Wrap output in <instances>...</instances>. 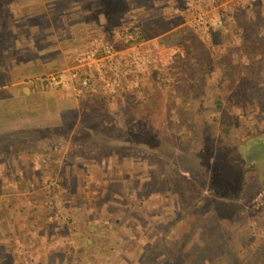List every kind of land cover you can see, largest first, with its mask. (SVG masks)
<instances>
[{"label":"trees","instance_id":"16d2710c","mask_svg":"<svg viewBox=\"0 0 264 264\" xmlns=\"http://www.w3.org/2000/svg\"><path fill=\"white\" fill-rule=\"evenodd\" d=\"M214 1L217 3L229 1V8L222 9L224 25L231 27L226 33L229 37L228 42L225 41V34L221 28H213L214 48L203 41L200 32L196 29L188 26L179 28L173 34H169L164 41L168 44L177 43L172 59L170 62L159 61L150 64L147 70V83L141 82L140 71L131 68L125 71L123 87L112 97L103 90L98 71L94 67L87 66L81 69L80 75L76 78L78 86L85 76H89L93 81L90 88H85L87 89L86 97L83 98L82 105L88 110L84 117L76 112V116L71 120L69 111L72 108L68 104L62 110L63 116L60 122L40 125L24 122L0 132V170H4L7 182L12 178L15 179L14 182L10 181L12 182L10 185L0 180V191L3 194L0 198V241L3 238L15 237L23 230L27 231L19 220V215L29 210L35 224L46 223L44 232L47 238L60 240V249L65 255V261H62V258H57L49 252L47 258L39 264H44L46 260L49 261L48 264L55 261L59 264H74V238L70 236L67 229L72 228V224L75 229L83 225L90 216L92 203L84 198L73 204L71 216L68 219L70 223L68 225L71 226L62 230L61 218L66 212L63 203L66 199H72V195L68 193V196L57 200L45 187H41L43 182L48 181L47 176L56 173V166H53L55 161L46 156L48 147L45 145V140L61 133L81 136L88 132V137L92 141H96L98 145L103 144L105 147L121 149L131 146L142 150L159 151L167 157L173 155L182 158L183 167L192 171L196 181L195 188L200 193L216 181L234 185V180L231 181V179L237 176L236 194L242 197L244 191L251 187L254 177L259 176L260 179L264 177V164L260 162L261 160L251 159L247 162L243 156L242 148L248 137L234 148H229L228 151L202 154L194 158L192 154L184 150L185 148L181 146L177 148L173 144L172 135L154 133L158 122L168 116L177 115L178 122L183 123L187 132H193L200 138L212 134L215 122L208 117L196 118L195 115L186 113V106L192 102L208 101L209 104L214 102L221 108L223 107L222 96L215 93L219 86L226 82H230L231 86L236 85L237 72L244 73L247 68L252 69V74L263 70L264 0ZM193 2L194 10L198 9L205 0ZM156 12L154 7H149V17L145 19L144 25L131 26L129 31L133 37L123 45L142 43L144 41L142 27L153 29L163 26L167 21L172 27L178 25V21H174L168 12ZM117 31V29L112 31V38L118 34ZM113 41L116 42L117 39ZM150 49L152 52L155 51L152 46ZM148 50V48L144 49V51ZM240 51L244 52L245 60L237 66L236 60ZM120 96H128V100L127 104L121 106V110L116 112L110 106L118 104ZM139 117L141 121L136 124L135 120ZM100 149L98 146L97 149L80 153L79 156L82 155L83 159H71L75 166L78 163L76 173L71 179L72 192L84 186L89 178L88 165L99 158ZM40 154L44 155L39 157ZM13 161L15 166L10 173L7 168L10 171L9 165ZM33 161L39 164V167L30 174L29 168L34 167ZM235 169L240 172L231 177ZM92 173L95 177H101L99 176L101 174L93 171ZM155 179L156 175L149 180L145 188L140 189L139 177L131 175L126 180V188L129 192L137 190L141 196H148L155 188ZM12 191L15 192L12 196L7 195ZM22 193H27L29 204L21 200ZM244 200L246 201V197ZM144 203L145 198H142L138 208ZM234 205L218 197L203 200L192 209L190 217L180 226L179 238L178 235L174 237L175 241L171 246L165 240L166 235L157 238L144 250L138 264H264V242L256 247L248 245L238 249L231 243L238 234L237 229L232 231L228 227L223 229L220 227L221 219L235 211ZM52 214L55 217L48 221ZM27 234V232L22 234L27 237V240L36 238L32 234L31 236ZM25 249H28V246ZM160 249H164L165 252L161 258H158L156 254ZM27 257L30 256L27 255ZM35 261V257H30L28 262L22 261V264H34Z\"/></svg>","mask_w":264,"mask_h":264},{"label":"rangeland","instance_id":"374dc122","mask_svg":"<svg viewBox=\"0 0 264 264\" xmlns=\"http://www.w3.org/2000/svg\"><path fill=\"white\" fill-rule=\"evenodd\" d=\"M8 1L0 0V5L3 6ZM33 1H48L49 8L51 4L57 2L58 7H63L61 10L54 11L48 9L50 17L41 20V24L46 22L57 29L61 28L62 31H69L68 28L78 25L83 34L95 36V39L109 38L113 40L112 31L117 29L118 34L114 38L123 41H121L123 48L128 47L123 44L133 37L129 30L131 26L138 24L139 17L143 12H148L149 7L156 8V13H159L160 8L164 7L172 11L171 8L174 5L181 7L189 15L186 20L183 16L185 13L183 14L180 10L179 14L176 13L174 19L172 18L174 21H178V24L187 22L180 28L188 26L196 29L200 32L203 41L211 48L215 47L212 43L213 28H221L225 34V41H229L226 33L231 27L226 25L227 31L224 27L216 26L213 23L215 18H222V9L229 8V1L217 3L214 0H205L198 9L194 10L193 1L200 2L201 0ZM52 8L55 9L56 6ZM201 14L208 20V30L195 24L191 25V21L196 20ZM129 15L131 17H128ZM62 16L65 17V20L62 19ZM166 28L169 29V27ZM130 34L132 37H128ZM89 43L91 44V41L85 42L82 46L85 44L89 46ZM158 47H155L156 51L149 52L150 63L170 62L176 48L171 50L168 46L167 51L163 50L162 53H159ZM161 54H164V57ZM244 60V52L240 51L236 65H240ZM251 70L247 68L244 73L237 72L236 85L231 86L230 82H226L215 91L216 94L219 93L222 96L223 107L219 108L214 102L209 104L208 101L203 102L204 104L192 102L186 106V113L195 115L196 118L208 117L215 122L212 134L200 138L193 132H187L183 123L178 122L177 115L168 116L158 122L154 133L172 135L173 144L177 148L180 146L185 148L184 150L192 154L194 158L202 154L228 151L229 148H234L248 137L242 148L245 160L250 162L251 159H260V162L264 164V67L257 74H252ZM147 81V73L142 74L141 82L147 83ZM66 97L64 107L68 104L71 105L72 109L69 111L71 120L76 116V112L84 117L88 110L86 106L82 105L84 102L82 100L86 97L85 91L80 93L77 90L76 93L69 89ZM127 100L128 96H120L119 103L110 107L116 112L120 111L121 106L127 104ZM140 121L139 117L135 123L138 124ZM88 136V132L81 136L61 133L45 140V145L48 147L46 156L55 161L53 166H56V173L47 176L48 181L43 182L41 187H45L50 195H54L57 200L68 196V193L72 195V199H66L63 203L66 212L61 218L62 230L71 226L68 225L70 224L68 219L71 216L73 204L84 198L92 203L90 216L80 228L75 229L71 223L73 227H69L68 231L64 230L74 238V264H101L102 262L105 264H138L143 257L144 250L157 238L166 235L165 240L171 246L175 241L174 237L178 235L179 238L178 230L190 217L192 209L203 200L212 197L224 198L235 204V211L221 219L220 227L222 229L228 227L232 231L237 229L238 234L231 242L236 248L241 249L248 245L256 247L259 243L264 242V177L253 178L251 187L243 193L246 201L243 196L239 197L236 194L235 187H238V184H235L236 175L234 179H231V181L234 180V185L216 181L209 185L203 193H200L195 188L196 181L192 171L183 167L182 158L173 155L167 157L166 154H161L159 151L142 150L131 146L121 149L105 147L103 144L98 145ZM98 146L101 148V155L97 160H93L95 161L93 164L88 165L89 178L84 186L72 192L71 179L76 173L78 163H76V167L71 159H83L82 155L79 156L80 153L97 149ZM26 158L28 157L26 156ZM32 164L34 167L29 168L30 174L39 167V164H35L34 161ZM13 166H15L14 161L9 165L10 171L9 168L7 171L12 173ZM92 171L101 174L99 175L101 177H95ZM239 172L237 169L233 170L231 177L235 173L238 175ZM131 175L139 177L140 189L145 188L149 180L156 175L155 188L148 196H141L137 190L129 192L126 188V180ZM0 180L5 181L6 185L15 181L12 178L10 179L12 182H7L4 170H0ZM14 193L12 191L7 195L12 196ZM2 195L0 191V198ZM142 198H145V203L138 208ZM21 200L25 204H29L27 193H22ZM24 213L19 215V220L23 223V227L27 228V235L31 236L32 234L36 238L27 240V237L22 235L26 233L25 230L15 237L3 238L0 241V264H22V261L28 262L30 257H35L34 264H39L47 258L49 252L65 261V255L60 249V240L58 238L49 239L45 235L46 223L37 225L29 210H25ZM54 217L55 215L52 214L47 220H52ZM26 246L28 249H25ZM164 252V249H160L156 256L161 258ZM27 255L30 257L28 258ZM48 262L46 260L44 264H48ZM50 264L59 263L55 261Z\"/></svg>","mask_w":264,"mask_h":264},{"label":"crops","instance_id":"0c3cea01","mask_svg":"<svg viewBox=\"0 0 264 264\" xmlns=\"http://www.w3.org/2000/svg\"><path fill=\"white\" fill-rule=\"evenodd\" d=\"M48 4V1L9 0L3 6L0 5V132L24 122L40 125L61 121L67 90L76 93L77 90L80 93L87 90H81L76 78L71 76L79 65L78 59L88 48V45H82L100 38L83 34L78 25L68 28L69 31H62L49 23L41 24V20L50 17L48 9L54 11L63 8L58 7L57 2L51 4L50 8ZM53 6L56 8L53 9ZM172 8V11L167 7L160 8L159 13L171 12L169 15L174 19L181 10L188 20L189 15L184 9L175 5ZM147 17L149 11L143 12L137 26H143ZM62 19L65 20V17L62 16ZM185 23L172 27L167 21L163 26L153 29L142 27L144 41L139 46L148 48L147 53L151 52V46H159L158 51L168 46L171 50L175 49L177 43H164L165 38ZM102 39L122 47L121 39L116 38V42L113 41L115 38ZM53 75L63 76L69 84L55 87L50 82Z\"/></svg>","mask_w":264,"mask_h":264},{"label":"built area","instance_id":"2783aa9c","mask_svg":"<svg viewBox=\"0 0 264 264\" xmlns=\"http://www.w3.org/2000/svg\"><path fill=\"white\" fill-rule=\"evenodd\" d=\"M223 18H215L214 25L225 28ZM198 25L202 29L209 28L207 18L201 14L196 20L191 21V25ZM227 31V27L225 28ZM206 31V30H205ZM132 37V35H128ZM167 51V47L160 49ZM164 57V54H161ZM79 65L74 68L71 78H77L80 75L82 67H94L102 81L103 90L111 96L117 94L123 87V77L125 71L131 68L137 69L142 74H146L150 67V54L144 51L139 45H131L128 47H120L118 44L105 40H92L85 53L78 59ZM50 82L54 85L69 84L66 78L61 75H53ZM93 84L89 76L81 79L80 89L90 88Z\"/></svg>","mask_w":264,"mask_h":264}]
</instances>
